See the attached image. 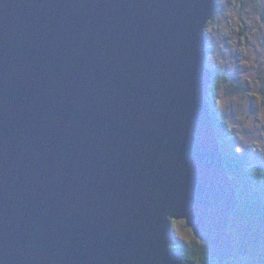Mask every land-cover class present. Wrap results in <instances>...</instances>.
Segmentation results:
<instances>
[{
    "label": "water",
    "instance_id": "1",
    "mask_svg": "<svg viewBox=\"0 0 264 264\" xmlns=\"http://www.w3.org/2000/svg\"><path fill=\"white\" fill-rule=\"evenodd\" d=\"M217 0H0V264L237 255L209 99Z\"/></svg>",
    "mask_w": 264,
    "mask_h": 264
},
{
    "label": "rangeland",
    "instance_id": "2",
    "mask_svg": "<svg viewBox=\"0 0 264 264\" xmlns=\"http://www.w3.org/2000/svg\"><path fill=\"white\" fill-rule=\"evenodd\" d=\"M214 15L206 28L213 48L207 64L230 73L217 96L219 113L240 148L264 165V0H217ZM174 227L180 238H195L185 221Z\"/></svg>",
    "mask_w": 264,
    "mask_h": 264
},
{
    "label": "trees",
    "instance_id": "3",
    "mask_svg": "<svg viewBox=\"0 0 264 264\" xmlns=\"http://www.w3.org/2000/svg\"><path fill=\"white\" fill-rule=\"evenodd\" d=\"M215 18L216 15L212 20ZM207 49L209 54L213 51L209 44ZM229 80L230 73L226 69H216L209 99L213 106L216 104L213 111L215 126L226 166L239 194L240 203L232 213L229 228L237 255L220 263L210 258L208 246L197 237L186 241L178 236L171 245L173 249L183 251V264H264V165L255 164L250 154L240 148L230 123L219 113L217 96Z\"/></svg>",
    "mask_w": 264,
    "mask_h": 264
},
{
    "label": "bare ground",
    "instance_id": "4",
    "mask_svg": "<svg viewBox=\"0 0 264 264\" xmlns=\"http://www.w3.org/2000/svg\"><path fill=\"white\" fill-rule=\"evenodd\" d=\"M174 220H177V219H173V221H172V222H173V229H174V233H175V235H176V239H177V237H178V234H177V232L175 231V227H174ZM179 220H184V221L186 222V224L188 225V223H187V220H186V219H179ZM188 226L191 228V230H192V232H193V234H194V231H193V228H192V226H190V225H188ZM229 231H230V230H229ZM230 234H231V233H230ZM194 235H195V234H194ZM195 237H196V236H195ZM176 239H175V240H176ZM175 240H173V242H174ZM173 242H172V243H173ZM172 243H171V244H172ZM171 247H172V245H171ZM172 248H173V247H172ZM174 250H175V249H174ZM177 251H180V252L182 253V255H183V251H181V250H177ZM184 260H185V259H184V255H183V263H184ZM183 263H182V264H183Z\"/></svg>",
    "mask_w": 264,
    "mask_h": 264
},
{
    "label": "clouds",
    "instance_id": "5",
    "mask_svg": "<svg viewBox=\"0 0 264 264\" xmlns=\"http://www.w3.org/2000/svg\"><path fill=\"white\" fill-rule=\"evenodd\" d=\"M213 18H214V17H213ZM211 21H212V20H211ZM211 21H210V22H211ZM205 38H206V34H205ZM206 44H207V43H206ZM208 54H209V51H208ZM208 54H207V55H208ZM206 57H207V56H206ZM206 63H207V61H206ZM208 65H209V64H208ZM209 66H210V65H209ZM213 68H214L215 70L218 69V68H215V67H213ZM214 75H215V74H214ZM213 83H214V82H213Z\"/></svg>",
    "mask_w": 264,
    "mask_h": 264
}]
</instances>
